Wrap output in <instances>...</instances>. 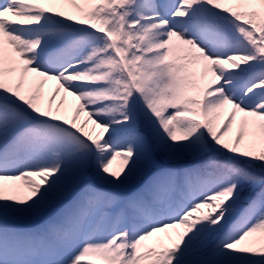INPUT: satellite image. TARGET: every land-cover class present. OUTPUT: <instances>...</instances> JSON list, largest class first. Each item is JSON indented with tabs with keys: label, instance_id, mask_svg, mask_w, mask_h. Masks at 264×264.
Listing matches in <instances>:
<instances>
[{
	"label": "snow or ice",
	"instance_id": "snow-or-ice-1",
	"mask_svg": "<svg viewBox=\"0 0 264 264\" xmlns=\"http://www.w3.org/2000/svg\"><path fill=\"white\" fill-rule=\"evenodd\" d=\"M0 264H264V0H3Z\"/></svg>",
	"mask_w": 264,
	"mask_h": 264
},
{
	"label": "rangeland",
	"instance_id": "rangeland-1",
	"mask_svg": "<svg viewBox=\"0 0 264 264\" xmlns=\"http://www.w3.org/2000/svg\"><path fill=\"white\" fill-rule=\"evenodd\" d=\"M69 102L71 103L72 101H71V98H69ZM118 163V162H117ZM206 211V210H205Z\"/></svg>",
	"mask_w": 264,
	"mask_h": 264
},
{
	"label": "bare ground",
	"instance_id": "bare-ground-1",
	"mask_svg": "<svg viewBox=\"0 0 264 264\" xmlns=\"http://www.w3.org/2000/svg\"><path fill=\"white\" fill-rule=\"evenodd\" d=\"M3 2V0H0V3H2Z\"/></svg>",
	"mask_w": 264,
	"mask_h": 264
}]
</instances>
